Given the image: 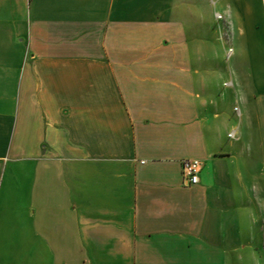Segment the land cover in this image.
<instances>
[{"label": "crops", "instance_id": "0c3cea01", "mask_svg": "<svg viewBox=\"0 0 264 264\" xmlns=\"http://www.w3.org/2000/svg\"><path fill=\"white\" fill-rule=\"evenodd\" d=\"M205 2L231 61L198 0H0V264H260L264 0Z\"/></svg>", "mask_w": 264, "mask_h": 264}, {"label": "rangeland", "instance_id": "374dc122", "mask_svg": "<svg viewBox=\"0 0 264 264\" xmlns=\"http://www.w3.org/2000/svg\"><path fill=\"white\" fill-rule=\"evenodd\" d=\"M197 14L198 17V25L204 26L205 15L206 17L209 14L212 15V29L214 31V39L217 37V40L220 42L221 31L224 32L223 35L226 34L228 39V58L231 61L232 57V37L235 36L234 28L232 27L231 21L229 22L225 17H222L223 12L215 6L214 4H208L205 0H198L197 4ZM222 13V14H221ZM209 17H207L208 19ZM209 23V22H208ZM235 56V55H233ZM220 60V54L219 58ZM240 59L244 60L243 54L241 53ZM251 186V188H250ZM247 191H253L256 197V206L252 213H247L246 218L248 225L250 226V230L248 236H250V244L245 246L244 252L246 254H250L256 256V253L260 255V264H264V166L262 162V156L260 150L256 147V181L253 184L246 182L244 186ZM251 223V224H249ZM256 258V257H255ZM256 262V261H255ZM245 264H250L246 262Z\"/></svg>", "mask_w": 264, "mask_h": 264}, {"label": "built area", "instance_id": "2783aa9c", "mask_svg": "<svg viewBox=\"0 0 264 264\" xmlns=\"http://www.w3.org/2000/svg\"><path fill=\"white\" fill-rule=\"evenodd\" d=\"M181 166L184 184L186 186L196 185L200 179L203 162L196 158L184 159L181 162Z\"/></svg>", "mask_w": 264, "mask_h": 264}]
</instances>
